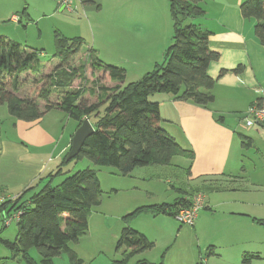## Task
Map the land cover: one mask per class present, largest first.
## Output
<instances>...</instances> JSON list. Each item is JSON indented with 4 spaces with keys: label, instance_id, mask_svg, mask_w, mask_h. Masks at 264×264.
<instances>
[{
    "label": "trees",
    "instance_id": "1",
    "mask_svg": "<svg viewBox=\"0 0 264 264\" xmlns=\"http://www.w3.org/2000/svg\"><path fill=\"white\" fill-rule=\"evenodd\" d=\"M200 1L168 0L173 36L164 62L155 65L142 80L128 84H125V70L103 63L95 49L89 50L85 65L74 67L73 60L82 50L81 38L69 39L56 34L53 58L58 63L45 74L48 64L39 58L37 51L26 50L0 36V106L6 105L10 116L27 123L41 120L52 109L66 113L79 125L88 119L95 132L73 160L87 159L97 167H113L123 177L137 168L168 166L176 156L192 159L193 153L183 149L162 128L159 104L150 101V97L171 95L175 100L191 101L203 107L214 102L216 80L210 77L208 70L219 55L209 47V32L186 24L204 15ZM240 11L244 19L257 21L255 34L264 47V0H245ZM87 69L92 75L103 71L117 85L107 87L95 81L97 91L94 86L86 87ZM241 71V67L233 70L234 73ZM225 73L222 71L220 75ZM26 76H34L37 85H45L38 99L18 96ZM78 79L83 81L82 86L72 88ZM57 91H62V95L57 103L50 104L49 95ZM90 94L96 96L95 103L86 100ZM41 99L47 102L43 111L38 103ZM67 155L45 187L36 191L32 186L12 204L8 201L1 205L9 212L22 211L16 223L15 240L11 242L0 237V243L13 252L8 260L34 264L32 252L36 250L40 264H55V259L62 254L68 257L70 264H84L71 245L77 244L88 230L89 212L101 205L103 191L96 172L91 169L68 175L59 185L53 186L54 178L67 174L63 166L73 161H67ZM190 205L182 199L173 204L140 207L123 219L126 221L147 210L173 217L180 207ZM119 248L124 250L122 258L111 264H129L136 256L152 249L153 243L138 231L125 227ZM136 264L156 263L139 260Z\"/></svg>",
    "mask_w": 264,
    "mask_h": 264
},
{
    "label": "crops",
    "instance_id": "2",
    "mask_svg": "<svg viewBox=\"0 0 264 264\" xmlns=\"http://www.w3.org/2000/svg\"><path fill=\"white\" fill-rule=\"evenodd\" d=\"M74 1L78 3L80 10L95 15V23L98 19L96 16L102 14L106 4L115 6L113 17H110L112 28L109 31L105 20V23L96 24L102 38L99 40L100 45L94 44L93 49L97 50L104 63L125 70V82L128 81L130 65L136 68V78L131 81L137 82L140 81L138 78L153 71L155 65L164 62L165 51L173 36L168 0L162 11L155 10L154 0H150V3H144V0ZM244 1L201 0L199 6L204 15L186 23L209 32V47L219 55V59L211 63L208 70L210 77L216 80L213 88L214 102L203 107L191 101L175 100L171 95L153 96L156 98L153 102L160 107L162 128L183 149L194 155L192 159L173 157L168 166H160L158 173H162L163 178L164 174L169 178L173 176L178 184L204 198V207L192 226L194 228L196 225V230L201 228L208 216H213L211 213L226 205L230 208L225 214L231 218L248 215L264 220V211L247 209L245 203L249 199L250 189H264L263 181L251 182L245 163L249 159L248 155L253 153L264 168V133L259 128L249 129L242 122L251 106L264 105V47L255 34L257 21L242 17L240 5ZM15 18L12 19L15 21ZM52 62L54 67L56 60L53 59ZM238 67L242 71L234 73L233 70ZM222 71L226 73L220 75ZM98 74L105 75V86L117 85L103 71ZM55 110L60 111L50 110L40 122ZM1 119L3 118L0 117V123ZM6 121L11 125L9 134L8 130L4 133L0 124V206L8 202L10 196H18L32 186L39 191L49 183L52 179L50 177L58 172L63 157L69 152L73 135L79 126L75 121L74 133L60 145L59 142H53L50 131L39 130L35 137H22L21 129L33 124L19 121L10 115L6 117ZM53 126L54 124H50L49 128ZM47 145L49 147L46 148ZM152 167L154 166L137 168L126 178L146 183L149 175H152L149 173ZM132 188L140 191L137 186ZM178 191L179 195L184 193L183 190ZM190 192L178 197L175 202L184 199L191 203ZM236 199H239L235 202L238 206L233 204ZM216 247L218 244H214L211 255L218 253L216 256L222 257V252H218ZM245 247L246 249L241 250L242 247L238 246L240 250L235 254L237 259L251 251L248 249L249 245ZM9 262L21 264L11 260Z\"/></svg>",
    "mask_w": 264,
    "mask_h": 264
},
{
    "label": "rangeland",
    "instance_id": "3",
    "mask_svg": "<svg viewBox=\"0 0 264 264\" xmlns=\"http://www.w3.org/2000/svg\"><path fill=\"white\" fill-rule=\"evenodd\" d=\"M154 1L155 10L157 11H162L164 3H167L166 0ZM150 2V0H144V3ZM77 4L73 0V12H71L62 5L60 7L56 0H0V36L20 44L26 50L37 51L39 58L48 64L45 74L53 69L55 35L59 34L69 39L81 38L83 40L82 50L72 63L76 68L81 67L86 64L88 52L93 49L94 44L96 46L100 45L99 40L102 36L96 24L103 23L105 20L108 23L107 31L112 28L110 17H113L112 12L115 10V6L106 4L101 11L102 14L96 16L98 19L95 23V15L83 12ZM13 16L16 17L15 21L12 19ZM99 72L97 71L92 75L90 69L86 70V87L94 86L97 91L95 81H98L100 85H104L105 75L101 76L98 74ZM135 72L136 68L130 65L127 74L128 81L125 84L136 82L131 81L136 78ZM141 78L137 80H142ZM23 79L25 84L19 91L18 96L38 99L41 89L45 85H37L34 76H26ZM82 82L80 79L76 80L72 88L81 87ZM61 92L57 91L50 94L48 102L50 104L57 103L62 95ZM154 99L156 98L150 97V101H154ZM87 101L89 103L96 102V96L88 95ZM38 103L43 111L47 102L41 99ZM8 115L10 114L7 106H0V117L3 118L0 124L3 126L4 133L8 130L9 134L11 125L7 121L5 122ZM41 120L33 122L30 127H23L20 136L35 137L37 131L47 130L53 135V142H59L61 145L70 134L74 133L76 126V122L70 119L66 113L57 110L46 116L42 123ZM50 124H54V126L49 128ZM248 156L249 159L245 163L251 182H264V168L258 163V158L253 156V153ZM86 169L96 172L103 191V197L101 205L92 208L89 212L88 230L77 244L71 245L84 264H111L113 261L121 259L124 250L123 248L118 249V243L125 227L135 231L139 230L153 243L152 249L136 256L129 264H136L139 260L156 264H264V220L255 219L248 215L241 216V219L231 218L225 214V212H229L230 208L226 205L222 209H216L215 212L213 210L214 213H211L213 216H208L198 230H196V225L194 228L192 226L187 227L177 221L176 216L180 209L175 212L173 217L147 210L144 213L130 216L125 221L123 218L133 213L137 208L152 206L155 203L173 204L178 197L188 194L190 189L178 184L177 179L173 176L169 178L167 174H164L163 178L162 173H158L161 169L160 166L150 168L152 170L149 173L152 175H149L148 181L143 183L134 182L121 176L113 167L94 166L87 159L73 160L69 164H65L63 172L67 174L54 178L52 185L57 186L66 176ZM153 175L158 176L154 177ZM166 180H169V182L167 183ZM133 186L139 187L140 191L132 190ZM116 190L117 193H115ZM178 190H183L184 193L179 195ZM250 190L251 192L248 193L250 195L249 199L245 200L246 208L264 211V189ZM151 192L153 193L150 194ZM190 193L192 199L197 195L201 196V194H193V191ZM10 197L12 198V196ZM16 197H19V195ZM238 200L233 201V204L238 206V203H235ZM14 212L15 210H12L11 214H14ZM0 233L3 240L14 241L17 235L16 222L1 229ZM214 244H218L216 248L218 252H222V257L216 256L218 253L211 255ZM246 245H249L248 249H251V251L249 253L245 252L243 257L237 259L235 254L240 250L238 246L242 247L241 250H243V248L246 249ZM12 254V251L0 243V264H13L8 260L11 259ZM32 254L35 260L34 264H40V258L36 250H33ZM55 264H70V262L68 257L62 254L55 259Z\"/></svg>",
    "mask_w": 264,
    "mask_h": 264
},
{
    "label": "built area",
    "instance_id": "4",
    "mask_svg": "<svg viewBox=\"0 0 264 264\" xmlns=\"http://www.w3.org/2000/svg\"><path fill=\"white\" fill-rule=\"evenodd\" d=\"M59 5L65 9L72 11L73 0H56ZM242 122L247 128H259L264 133V105L254 104L251 106L242 118ZM16 196L10 198L11 204L16 200ZM204 198L202 196H195L191 200L189 207L180 208L176 216L177 221L181 225L194 226L199 211L204 207ZM12 212V211H11ZM7 209L0 206V229L8 227L11 223L19 220L22 211H15L14 214Z\"/></svg>",
    "mask_w": 264,
    "mask_h": 264
},
{
    "label": "water",
    "instance_id": "5",
    "mask_svg": "<svg viewBox=\"0 0 264 264\" xmlns=\"http://www.w3.org/2000/svg\"><path fill=\"white\" fill-rule=\"evenodd\" d=\"M95 132L94 127L88 119H84L77 128L73 138L70 151L67 155V161L75 159L81 152L85 141Z\"/></svg>",
    "mask_w": 264,
    "mask_h": 264
}]
</instances>
